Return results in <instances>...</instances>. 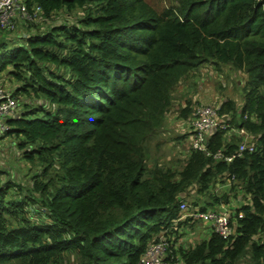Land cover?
Segmentation results:
<instances>
[{"label":"trees","instance_id":"16d2710c","mask_svg":"<svg viewBox=\"0 0 264 264\" xmlns=\"http://www.w3.org/2000/svg\"><path fill=\"white\" fill-rule=\"evenodd\" d=\"M24 4L32 21L0 38V75L19 82L6 137L32 176L0 168V264H140L161 237L187 264H264V0H176L160 12L147 0ZM207 65L244 76L242 104L226 99L218 113L256 149L215 159L244 141L219 129L184 165H161L150 145L176 90ZM191 100L179 119L190 121ZM192 195L201 212L242 204L228 240L212 230L179 243Z\"/></svg>","mask_w":264,"mask_h":264},{"label":"rangeland","instance_id":"374dc122","mask_svg":"<svg viewBox=\"0 0 264 264\" xmlns=\"http://www.w3.org/2000/svg\"><path fill=\"white\" fill-rule=\"evenodd\" d=\"M147 1L153 8L160 12L164 8L172 5L176 0ZM26 22L28 21L26 20ZM24 25L23 19L19 18L16 21L15 28L11 31L0 28V38L6 35L5 33L18 34L25 32L27 24L26 26ZM40 25L42 26V24ZM214 71L216 72V70L204 71L200 76L193 79L192 82L189 80L190 84L189 86H186V89L178 88L175 92L177 99L176 105L180 104L181 101L184 102V100L188 101L193 99V107H196L199 104H212L218 108L221 102L230 98L235 101L236 105L240 106L242 100L241 86L245 83L244 76L240 73L231 72L229 70H224L220 73H214ZM194 80L196 81L197 86H190L191 84H194ZM0 83L10 92H13L19 85V82L15 77L7 75L6 73L0 75ZM21 107L22 102L20 101L19 110ZM236 119L238 124L243 121L241 115H237ZM190 130L191 120L185 121L179 119L178 112L172 108L168 114L167 123L163 133L157 135L150 145L149 152L152 159H155L161 165H172L175 168L184 165L187 151L190 148ZM178 137L185 138L179 141L176 139ZM0 168H9L18 182H27L30 179V175L32 176L30 167L26 165L25 161L22 160L20 155L16 152L12 137L0 138ZM220 188L221 190L227 189L226 186L221 185ZM194 200H196V197L193 195L188 198V205H190V210L187 211L188 213L199 209L192 205ZM232 203L234 204V207L242 205L236 201V199L233 200ZM190 222L191 223L188 225L187 229L182 232L183 235L181 234L182 237L179 241V243L184 246L199 242L212 232V226L209 224L205 225L200 219L195 218V220H191Z\"/></svg>","mask_w":264,"mask_h":264},{"label":"built area","instance_id":"2783aa9c","mask_svg":"<svg viewBox=\"0 0 264 264\" xmlns=\"http://www.w3.org/2000/svg\"><path fill=\"white\" fill-rule=\"evenodd\" d=\"M39 12V7L36 8L35 14ZM18 18L28 19L29 16L24 0H0V28L11 31L16 26ZM34 20V19H33ZM20 103L14 91L10 92L3 84L0 83V138L6 137L10 126L7 121L11 119L19 110ZM191 137L189 138L192 149L206 151L209 144V138L217 130L229 131L227 137L236 136L244 140L237 149L226 155L223 150H218L213 154L217 160L230 163L235 157H242L245 153L254 152L256 143L253 137L249 135L243 128H238L230 123L228 117L221 118L218 113V108L212 104L197 105L191 115ZM208 154L211 155L210 152ZM228 189L229 184L225 185ZM190 205L181 202L180 209L183 214L181 220L187 217V211ZM235 207L222 205L220 208H211L205 212L197 210L193 217L200 219L205 225H211L212 230L218 233L222 238L228 240L234 233V228L231 222V214L234 213ZM242 217V213H239ZM174 244V238L165 239L161 237L159 241L151 244L141 258L140 264H187L181 258H175L172 255L173 250L171 245Z\"/></svg>","mask_w":264,"mask_h":264},{"label":"crops","instance_id":"0c3cea01","mask_svg":"<svg viewBox=\"0 0 264 264\" xmlns=\"http://www.w3.org/2000/svg\"><path fill=\"white\" fill-rule=\"evenodd\" d=\"M207 70H215L214 69V66L213 65H207V66H205L204 68H203V70H201V71H198V72H196L194 75H191L190 77H189V79L186 81V82H184L183 83V85L180 87L181 89H186V86H189V84H190V81L189 80H191V82H192V80L193 79H195L196 77H198V76H200L202 73H204V71H206L207 72ZM214 73H216L215 71H214ZM187 83V84H186ZM193 83L194 84H191L190 86H197V83H196V81L194 80L193 81ZM200 86V85H199ZM198 86V87H199ZM182 96V95H181ZM187 98H188V96H187ZM185 103H186V100H184V102H180V104H178V105H176L175 107H176V110H178L180 107H184V105H185ZM242 104V100H241V102H240V105ZM175 109V108H174ZM232 205L231 206H233L234 207V204L233 203H231ZM236 208V207H235ZM209 235V234H208ZM208 235H207V237H208ZM206 237V238H207Z\"/></svg>","mask_w":264,"mask_h":264}]
</instances>
